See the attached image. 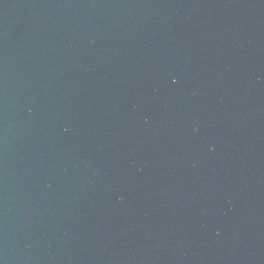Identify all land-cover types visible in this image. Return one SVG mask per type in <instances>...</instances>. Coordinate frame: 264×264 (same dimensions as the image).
I'll use <instances>...</instances> for the list:
<instances>
[{"label": "water", "instance_id": "obj_1", "mask_svg": "<svg viewBox=\"0 0 264 264\" xmlns=\"http://www.w3.org/2000/svg\"><path fill=\"white\" fill-rule=\"evenodd\" d=\"M0 264H264V0H0Z\"/></svg>", "mask_w": 264, "mask_h": 264}]
</instances>
